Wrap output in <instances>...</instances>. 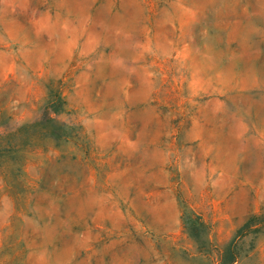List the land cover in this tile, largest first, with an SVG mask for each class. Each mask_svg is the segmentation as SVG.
Returning a JSON list of instances; mask_svg holds the SVG:
<instances>
[{"label":"rangeland","instance_id":"obj_1","mask_svg":"<svg viewBox=\"0 0 264 264\" xmlns=\"http://www.w3.org/2000/svg\"><path fill=\"white\" fill-rule=\"evenodd\" d=\"M0 264H264V0H0Z\"/></svg>","mask_w":264,"mask_h":264},{"label":"trees","instance_id":"obj_2","mask_svg":"<svg viewBox=\"0 0 264 264\" xmlns=\"http://www.w3.org/2000/svg\"><path fill=\"white\" fill-rule=\"evenodd\" d=\"M51 122H52L51 113H49V110L46 107V108L43 109L42 116H41L40 120L39 121H34V125L37 126V124H38L40 127H43L45 125H48ZM57 135H58V133H57ZM31 142L32 141H24V143L22 145V148H26L27 146H29V144H31Z\"/></svg>","mask_w":264,"mask_h":264}]
</instances>
